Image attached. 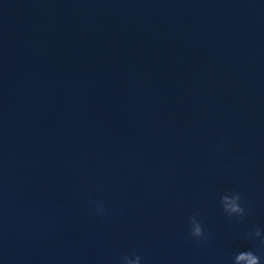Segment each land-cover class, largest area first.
Instances as JSON below:
<instances>
[{"label": "water", "instance_id": "water-1", "mask_svg": "<svg viewBox=\"0 0 264 264\" xmlns=\"http://www.w3.org/2000/svg\"><path fill=\"white\" fill-rule=\"evenodd\" d=\"M257 228L264 0H0V264H264Z\"/></svg>", "mask_w": 264, "mask_h": 264}, {"label": "clouds", "instance_id": "clouds-1", "mask_svg": "<svg viewBox=\"0 0 264 264\" xmlns=\"http://www.w3.org/2000/svg\"><path fill=\"white\" fill-rule=\"evenodd\" d=\"M221 206L223 212L229 217L243 219L245 216V207L242 206V196L239 192H229L221 196ZM190 237L195 238L196 242L205 238V231L202 223L197 219L196 215L189 218ZM260 238L261 245H264V237H262L259 228L246 234V238ZM123 264H140L141 257L135 255L134 258L124 256ZM233 264H261V258L252 250L240 251L234 256Z\"/></svg>", "mask_w": 264, "mask_h": 264}]
</instances>
